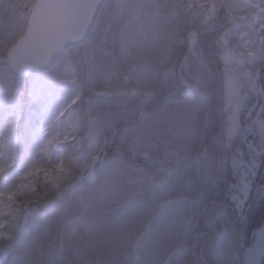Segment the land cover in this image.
I'll return each instance as SVG.
<instances>
[{
    "label": "rangeland",
    "instance_id": "rangeland-1",
    "mask_svg": "<svg viewBox=\"0 0 264 264\" xmlns=\"http://www.w3.org/2000/svg\"><path fill=\"white\" fill-rule=\"evenodd\" d=\"M38 2L0 0V133L18 139L28 119L45 139L32 158L64 172L42 206L57 209L33 264H244L238 225L252 227L259 212L239 198L251 175L240 162L232 168L234 152L219 157L201 141L209 117L219 121L212 144L248 140L254 105L244 88L264 71V0H104L83 42L24 79L6 55ZM210 34L219 52L206 62L199 44ZM210 77L221 102L202 114L189 101L208 95ZM27 155H16L18 178ZM201 186L217 199L206 202ZM16 255L27 263L30 253Z\"/></svg>",
    "mask_w": 264,
    "mask_h": 264
},
{
    "label": "trees",
    "instance_id": "trees-1",
    "mask_svg": "<svg viewBox=\"0 0 264 264\" xmlns=\"http://www.w3.org/2000/svg\"><path fill=\"white\" fill-rule=\"evenodd\" d=\"M256 2L259 3V0ZM213 39V35H207L199 44L201 51L204 52L202 58H206L204 59L206 62L208 58L212 59V56L219 52V45ZM245 85L250 89L249 91L244 88V90L246 89L245 93L250 95L254 105L253 118L245 120V124L248 123L245 129L248 140L244 143L234 141L229 144L224 136L225 141L223 140L218 146L212 144L210 134L207 135V133L216 126L214 123L219 121L209 117L210 127H207V130L202 134L201 147L206 151L212 149L215 153L219 152V157H226L228 151L234 152L232 156L238 157L239 160L241 157V160L235 158L232 162L227 160L232 163V168L234 169V162H240L248 169L246 173L251 175L248 180L245 178V182L250 184L247 186L248 193H242L239 197L244 209H253L255 213L259 211L257 213L258 218L252 223V227L249 222L238 225V231H242L243 238L246 236L247 248L253 242L257 229L264 221V203H262L264 200H261L264 199V193L255 188V184H257L261 189H264L262 188L264 185V71L251 73L250 79L245 82ZM253 91L255 93L252 95ZM215 114L219 115L217 111ZM222 122L233 125L227 114H223ZM18 128L20 132L18 139L11 138V135L5 137L0 133V264H31V261L33 264L36 259L42 256V252L50 241L47 229L48 221L54 216L57 209H42V206L55 199V196L64 186V181H61L64 178V172L61 169L53 171L54 162L50 163V167L41 169V165L32 158L35 151L39 148H45V139L41 135L40 129L26 118L20 121ZM243 132H240L236 127L232 130L233 134ZM237 146L240 147L242 156H240ZM51 150L52 148L47 149V152L54 153V150ZM22 152H26L28 155L26 160L21 161L25 173L18 178L14 174L15 158L17 154ZM228 172L227 168L226 173ZM66 180L70 181L69 178ZM201 189L206 191V195L203 194L206 202L211 203L215 198L217 199V195L214 197L211 193V188L206 189V187L201 186ZM234 202H236L235 199ZM257 204L262 205V208L259 209ZM231 209L235 211L233 208ZM237 213L238 211H236V216L239 217ZM241 214L243 215V213ZM261 217L262 220H260ZM246 224L251 227L248 232L246 229H242ZM14 249L15 251H13ZM17 249L22 255H26L29 251V263L19 262L18 255H16Z\"/></svg>",
    "mask_w": 264,
    "mask_h": 264
},
{
    "label": "water",
    "instance_id": "water-1",
    "mask_svg": "<svg viewBox=\"0 0 264 264\" xmlns=\"http://www.w3.org/2000/svg\"><path fill=\"white\" fill-rule=\"evenodd\" d=\"M104 0H39L32 10L24 36L6 55L12 72L20 78L48 68L55 58L73 44L83 41L89 34L97 11ZM254 60L252 54L248 56ZM264 223L257 232L264 236ZM264 245L256 253L261 264Z\"/></svg>",
    "mask_w": 264,
    "mask_h": 264
},
{
    "label": "clouds",
    "instance_id": "clouds-1",
    "mask_svg": "<svg viewBox=\"0 0 264 264\" xmlns=\"http://www.w3.org/2000/svg\"><path fill=\"white\" fill-rule=\"evenodd\" d=\"M205 85L208 88V95L197 96L193 100L189 101V104H194L198 107L199 111L203 113H210L211 110L218 107L221 102L219 94V80L215 78H208L205 81ZM237 138H234V140Z\"/></svg>",
    "mask_w": 264,
    "mask_h": 264
},
{
    "label": "bare ground",
    "instance_id": "bare-ground-1",
    "mask_svg": "<svg viewBox=\"0 0 264 264\" xmlns=\"http://www.w3.org/2000/svg\"><path fill=\"white\" fill-rule=\"evenodd\" d=\"M264 233V230H263ZM264 245V236L259 234L258 241L256 243V247L254 249L247 250L245 256L244 264H256V253L261 247Z\"/></svg>",
    "mask_w": 264,
    "mask_h": 264
}]
</instances>
